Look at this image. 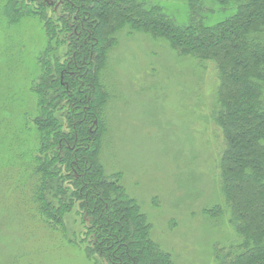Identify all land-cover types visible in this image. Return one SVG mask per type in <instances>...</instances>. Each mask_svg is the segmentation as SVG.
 Listing matches in <instances>:
<instances>
[{
	"label": "trees",
	"instance_id": "1",
	"mask_svg": "<svg viewBox=\"0 0 264 264\" xmlns=\"http://www.w3.org/2000/svg\"><path fill=\"white\" fill-rule=\"evenodd\" d=\"M2 1L10 25L36 17L47 38L32 83L37 115L28 126L39 136L32 172L40 177V212L62 224L78 206L85 241L107 264H173L171 253L152 238L148 215L100 159L110 53L122 31L144 33L189 64L197 80L185 82L183 92L194 88L199 111L205 101L197 90L208 64L214 67L212 115L224 148L213 199L198 212L210 219L229 216L239 239L228 251L216 249L217 264H264V0H185L191 11L184 23L144 0ZM221 12H228L223 21L207 24L209 15Z\"/></svg>",
	"mask_w": 264,
	"mask_h": 264
},
{
	"label": "rangeland",
	"instance_id": "2",
	"mask_svg": "<svg viewBox=\"0 0 264 264\" xmlns=\"http://www.w3.org/2000/svg\"><path fill=\"white\" fill-rule=\"evenodd\" d=\"M144 1L180 23L190 15L185 0ZM55 15H61L60 8ZM227 16L215 13L206 22ZM38 21L27 17L10 25L0 0V264H107L85 241L78 206L58 218L62 224L40 212V177L32 172L39 136L28 129L37 115L35 63L47 41ZM119 35L104 71L109 94L101 162L107 174L120 175L173 264H217V253L239 239L229 216L210 219L198 212L213 199L224 148L212 115L216 71L208 64L206 82L197 90L205 101L199 111L194 88L183 92V84L197 78L166 42L127 30Z\"/></svg>",
	"mask_w": 264,
	"mask_h": 264
}]
</instances>
